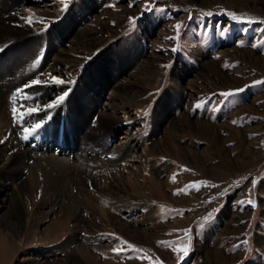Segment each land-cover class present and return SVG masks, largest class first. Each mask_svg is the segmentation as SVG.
Here are the masks:
<instances>
[{"label":"rangeland","instance_id":"rangeland-1","mask_svg":"<svg viewBox=\"0 0 264 264\" xmlns=\"http://www.w3.org/2000/svg\"><path fill=\"white\" fill-rule=\"evenodd\" d=\"M229 13H235V18ZM11 15L18 19L13 21L16 27L21 20L30 37L44 40L38 50V64L25 72V77L31 79L19 91L34 80L42 83L33 86L43 90L31 102L21 101L28 96L26 92H22L24 98H17V103L9 102L11 111L2 121L8 124L0 130V147L9 142L15 148L9 147L5 158L15 154L19 146L22 151L34 148L35 154H40L48 144H53V148H47L49 152L61 156L54 141L37 149L34 144L38 137L24 139L26 135L22 133L39 124L33 133L51 131L49 138L53 139L58 133L62 136L61 128L67 136L68 118L63 115L67 112L62 111L58 118L56 111L67 108L70 97L77 95L76 90L84 84L83 79L91 82L96 77L92 66H109L112 73L121 69L120 63L140 57V64L151 65L154 71L147 80L145 75L131 79L133 72L114 73L122 84H132L144 94L135 104L121 102L112 109L108 105L110 91L104 92L99 102L101 110L116 119L101 133L111 146L120 144L124 151H100L102 164L85 168L78 184L87 189L86 198L89 194L93 199L100 198V205L116 219L136 228V233L132 230L130 236L122 232L117 225L112 226L116 219L109 222L82 203L64 222L58 208L45 218L41 213L49 211L53 200L45 177L39 172V179L34 182L37 187L20 191L25 211L21 222H15V227L14 221L9 220L12 225L8 229L3 226L7 225V213L3 209L0 214V264H77L66 256L72 252L87 259V264H264V0H68L66 9L61 0H22ZM29 16L32 24L25 19ZM75 29L87 30L98 43L75 45L64 37ZM50 34L62 50V57L71 60V64L62 61L53 70V53L45 63ZM14 38L6 35L4 42L9 45ZM116 52L122 54L123 62H115ZM113 64L117 65L115 70ZM41 68V73H33ZM103 74L106 72L102 71L99 77ZM50 77L65 83L57 85ZM92 86L89 92H79L82 96L77 95L75 100L85 109L88 100L83 93L91 94ZM46 87H54V91L43 98ZM65 91V99L55 104ZM49 104L55 106L48 108ZM34 106L40 110L39 118L22 115L15 119L18 115L13 114V107L19 114ZM84 115L91 127L100 117L98 112ZM173 120L178 125L171 128ZM125 131L134 135L131 144L121 143L126 141L121 138ZM68 135L73 141L72 132ZM153 143L157 145L155 149L151 148ZM133 148L135 151H131ZM27 163L35 166L36 158ZM24 174L28 176L29 169ZM118 181L128 188L133 199L117 198L111 191ZM4 194L0 193L4 199L0 203L6 208L13 203ZM74 194L83 198L76 188ZM131 203L142 208L137 210L136 220L128 218L129 213L121 209L123 204L128 207ZM9 210L7 216H11L12 209ZM78 212L96 221L91 226L83 224L86 230L79 235L93 238L88 250L91 253L79 252L75 243L60 250L72 235ZM57 219L59 231L30 232L29 224L42 221L43 228ZM3 239L5 247L1 245ZM189 242L188 254L180 260L183 253L177 254L174 249Z\"/></svg>","mask_w":264,"mask_h":264},{"label":"bare ground","instance_id":"bare-ground-1","mask_svg":"<svg viewBox=\"0 0 264 264\" xmlns=\"http://www.w3.org/2000/svg\"><path fill=\"white\" fill-rule=\"evenodd\" d=\"M21 1L22 0H0V50H1L0 51V130L3 128V126H6L8 124V122H2V121H5L7 117H9L10 115L11 108L9 106V102L17 103L18 97L24 98L22 92H26L28 96L26 97V99H22L21 101L23 103L31 102L38 96L39 91L43 90L38 87L35 88L32 85L30 87L24 86L25 88L24 89L21 88V91H19V87H21L22 84L25 83L26 80L31 79V76L25 77L26 76L25 72L28 71V69L32 71L31 66L33 67L34 65L36 66V64H38L37 63V57H39L38 50H40L43 47V43H44V40H41L39 38H32L29 36V29L23 21L19 20L20 22L19 27H16L15 24H13V21L15 20L17 22L18 19L12 17L11 11H13L15 6ZM6 35L13 37V38L15 36V38L12 39L11 42H9V45L4 42L6 41L5 40ZM51 37H52V34H50V36L47 38L48 43H49L48 44L49 50L47 54L48 57H46L45 63L47 62V58H49V56L52 53L56 55L53 58L54 63H53L52 69L54 70L56 65H58V63L62 61L66 63H70L71 60H69L67 57H62V52H60L62 50H60V48H58L57 45H55L54 39H51ZM64 37L70 38L71 41H73L75 45H78L80 47L95 46L98 43V40L92 39V37H90L89 32L87 30L81 31L79 29H75V30H72L69 34H66ZM64 37L61 35L60 38L64 39ZM34 53L36 55L33 56ZM117 54H118V58L114 59L115 62H117L118 59H120V61L123 62L122 60L123 57H121L122 54L120 53H117ZM139 59L140 57H137L135 58V60H132L128 62L127 64H123V65L120 63L122 67H120L121 69L119 70L117 69L115 70L117 65L113 64V66L111 67L115 71L112 73H109V66L107 67L106 65L104 69L99 68V66H97L96 64H95L96 66L91 67V69L94 68L96 77L93 78L91 82L83 79L84 84L80 85L79 89L76 90L77 95L82 96V94L79 92L81 91L85 92V90L89 92V87L92 86V85L90 86V84H93L92 88L90 89L92 91L91 94L88 95L87 92L85 94L83 93V95H85V98L88 100V104H86L88 109H85V107L81 104V102L76 103L75 100L77 98V95H73L70 97L68 103L66 104L67 108L64 107L56 111L58 118L61 116L62 111L67 112L66 114H63L64 116H67L65 117L66 119L68 118L67 122L69 126L67 125L66 131L68 133L72 132L73 141L71 142L69 141L68 133H67V136L64 137L65 140H63L64 138L61 139L58 134L56 138L50 139L49 137H50L51 131L48 132L47 130H45L46 133L43 130H41L40 132H36V133H33V132L32 133L31 132L22 133L24 135H27L28 137L30 136L34 138L38 137L37 144H34V145H37L36 146L37 149H40V148L42 149L43 147H45L46 145L45 143L49 139L51 140L50 142L54 141L53 143L54 145L58 146L57 150L59 151L61 156H58L56 152H49L50 150L47 148H49L50 146L48 144L45 147L46 149L45 152H42L40 154L38 152H36L35 154V151H33L34 148L33 149L27 148L22 151V147L19 146V148H16L17 152L15 154L5 158V154L7 155V152H8L7 150H9L8 148L9 147L15 148L14 147L15 145L10 146L9 142H7L6 146L0 147V193H2L3 191L5 193L4 196H6V199L8 200L10 198L11 202L13 203L12 205L16 206V211H15L14 206H12L11 204L9 206H6L5 208V204L0 203V214L3 209L5 210L4 212L7 213L5 214L7 217L6 218L7 221H5L7 225H3L4 227L11 229L10 226L12 224H10L9 220L11 221L13 220L14 221L13 225H15L16 227V223H18L19 221L21 222V219H23V217L25 216L24 206H22L23 203L19 197L21 196L20 191L32 190L36 188L37 186L34 185V182H36L39 179L38 178L39 172H41V175L45 177L44 178L45 184L46 186H48L49 191L51 192V195H52V200H53L52 201L53 206L52 207L50 206V208H48L49 211L46 209L47 210L46 212L43 211L41 213L42 215L43 214L45 215V218L47 216L49 217L50 213L53 212L56 208H58L59 212L63 215L61 217L63 218L62 220L64 222L69 217H71L72 212L75 213L78 211L79 203L86 204L87 207H90L93 211L100 213L99 215H101V217H103L105 220L109 222H111V220L114 221L117 218V217L115 218L114 216H112L105 206H103L102 204L101 205L99 204L100 198L93 199L89 193H88L89 195L86 198L87 192L85 193V190L87 189H85L84 187H81L82 185L78 187V184H81L82 175L83 176L85 175L84 173L86 171L85 168L86 169L89 168V166L93 165L94 163H97L98 165L102 164V161L99 159V157L101 156L100 154L102 153L109 154V153H114L115 151L123 153L124 151L123 147L119 146L120 144L115 143L111 146L109 144V141L108 140L106 141V139L103 137V134L101 132L105 131V129L108 128L109 124H112V122L114 121L113 118L116 119V117L114 115H111L108 112L102 111L101 105H99V102H100V99L103 97L104 92L106 91H110V94H111L109 98L110 104H108L109 106H111V108L114 106L115 107L118 106L119 103L121 102L135 104L138 101L137 100L138 97L143 95L144 92L140 90L139 88L137 89V87L132 86V84L131 85H129L128 83L122 84L123 82L117 79L116 77L117 75H114V73H119L121 75L124 72H126L127 74L128 73L131 74V72H133L134 76L130 75L131 79L135 80L138 77L137 75H142V76L145 75V80H147L151 76L149 74H152V72L154 71V68L153 66L151 65L149 66L146 63L140 64ZM41 70L42 68L39 70H34L35 72L33 73L34 74L41 73ZM140 70L142 72L141 74H140ZM102 71H105L106 74H103L102 75L103 77L101 76L99 77V74H101ZM138 71H139V74H137ZM112 74L114 76H111ZM127 78H129V76ZM53 88L46 87L45 88L46 92L44 93L45 96H43V98L48 96L49 95L48 93H51L52 91H54ZM182 96H183L182 94L181 96H178L177 100H180ZM8 107L10 110H8ZM29 108H35L36 111L30 114H27V111H26L25 112L26 114L24 115L25 117L30 116L31 119H37L40 117L39 115L40 110H38L35 106L29 107ZM97 112L100 115V117L98 118L97 124L93 127L87 125L86 124L87 118L85 117L84 114L88 113V115L91 114L93 116V114ZM169 118H167L166 120L169 121L168 120ZM174 120L171 122L169 127L171 126L172 128L176 124L178 125V123ZM54 121H53V123L55 124L54 127L56 128L57 120H54ZM88 127H91V128L89 129ZM50 129H53V126ZM56 132L57 131L55 129L54 136ZM127 133L128 132L125 131V136L121 137L122 139H126V141L124 142L121 141V143L123 144L124 143L131 144L134 141V135L127 134ZM114 134L115 132L113 131L111 135L110 136L108 135V136L113 138ZM16 140H18L17 137H16ZM62 145H65L66 148H64ZM156 147L157 145L153 143L151 148L155 149ZM97 150H99V152ZM95 151H97L98 154L95 153L94 155ZM100 151H102V153H100ZM131 151H135V148L131 149ZM133 153L134 152H132V154ZM72 154L74 155L73 156L74 159L71 158ZM88 154L91 155L92 157L90 156L88 157ZM32 157L36 158L35 166H30L27 163V160L31 159ZM25 169H29L28 176H25L24 174ZM75 188L77 189L78 196L81 195V198L83 197L81 200L77 197V194H74ZM114 188L115 189L111 191L115 195H118L117 198L119 197H127L129 199L134 198V197L133 198L129 197L130 194L128 192V188L125 187L123 184H121V181H118L117 185L114 184ZM119 190H122V192ZM99 194L101 196L104 194L103 189L102 191L99 192ZM1 200H4V199L0 198V201ZM85 201L86 203H84ZM128 205L129 206L127 207L126 204H123L122 207L121 206L120 207L121 209H124V212L129 213L128 218L129 217L135 218L136 220L137 219L136 212L137 210H142L141 206H134L132 205V203ZM9 209H12L11 216H7L8 213L10 212ZM26 215L28 217L29 213H26ZM74 219H75V224L73 228L71 229L72 235L66 241V243H64V245L60 247V250L62 251L65 248L69 247V245L75 243L77 245L75 246L76 250L87 254L90 252V251L88 252L89 244L93 243L94 240L93 238L89 236L83 237L79 235L83 234L82 232L86 230L83 224H88V225L90 224L91 226V225H95L96 221H91V219H86L81 213L76 214ZM116 220L117 222H114L115 224L111 223L113 227L117 225L119 230H121L124 233H127L130 236H131L132 230L134 233H136L135 231H137V229L136 228L133 229V227L128 222L125 223L122 220H119V219H116ZM0 222H1V219H0ZM29 225H30V232L33 234L42 232V231L48 234L50 232L59 231L58 219L52 221L51 224H47L43 228H41V225H43L42 221L34 222L33 224H29ZM17 226L19 225L17 224ZM90 228L91 227H89V229L87 228V230H89L90 232L89 231L88 232L91 234L93 231H91L92 229ZM1 242H2L1 245L5 247L6 245H5L4 239ZM66 256L69 258V260H73L77 264H84V263L87 264V259L85 260L81 258L77 253L72 252L71 254H68Z\"/></svg>","mask_w":264,"mask_h":264},{"label":"snow or ice","instance_id":"snow-or-ice-1","mask_svg":"<svg viewBox=\"0 0 264 264\" xmlns=\"http://www.w3.org/2000/svg\"><path fill=\"white\" fill-rule=\"evenodd\" d=\"M61 2L64 4L65 9H66V8H67V4H68V0H61ZM147 10H150V9H147ZM209 15H211V13H209ZM229 15H232L233 18H235V16H236L235 13H229ZM25 19L27 20V22H28L29 24H32V23H33V19H32L31 16H29V17H25ZM131 19H132L133 21L135 20V18H131ZM40 23H43V20H40ZM176 28H177V31H178L179 28H180V25H177ZM50 79H51V81H52L53 83H55V84H57V85H62V84L65 83L64 80H62V79H60V78H58V77H50ZM40 83H42L40 80H34V81L31 82V85H28V86L30 87V86H32V85H36V84H40ZM68 83H74V81H69ZM67 95H68V91H65L63 95L57 97V99H56V101H55V104H58V103L62 102V101L65 99V97H66ZM55 104H49V105H47V107H48V108L54 107ZM12 111H13V114H14V115H20V116H22V115H25V114H26V113H19V114H18V110H17L16 107H13ZM34 111H36L35 108H29V109L27 110V114H30V113H32V112H34ZM40 126H41V125L37 124V125H35L33 128H26V129H25V132L30 133V132H32V131H35V128H39ZM24 139H28V136L26 135V136L24 137ZM173 179H175V178H173ZM201 183H206V182H201ZM179 191L182 192V191H184V190L181 189V190H179ZM177 194H179V192H178ZM249 203H252V202L249 201ZM123 243L127 244L126 241H124ZM161 243H167V242H161ZM130 247H133V249H134L135 251H141L140 249H135V246H130ZM189 249H190V242H189L188 244H185V245L182 246V247H179V248L174 249V251H176L177 254H179V253L182 252L183 255H182V256H179V259H180V260H183L184 256H186V255L188 254ZM120 250H121V249H114V251H118V252H119Z\"/></svg>","mask_w":264,"mask_h":264}]
</instances>
